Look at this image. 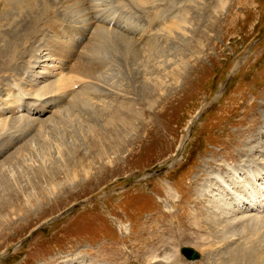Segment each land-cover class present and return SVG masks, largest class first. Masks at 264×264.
<instances>
[{
  "label": "rangeland",
  "instance_id": "1",
  "mask_svg": "<svg viewBox=\"0 0 264 264\" xmlns=\"http://www.w3.org/2000/svg\"><path fill=\"white\" fill-rule=\"evenodd\" d=\"M146 2L23 3L22 41L0 55L3 108L13 85L30 80L49 32L41 7L71 31H83L92 8L116 11L144 38L127 47L111 37L95 79L80 80L75 58L53 78L91 86L88 99L58 103V113L41 115L50 121L18 141L0 127V264H234L231 255L241 253L250 226L222 249L203 188L224 192L215 172L231 183L230 168L241 177L264 171V0ZM20 115L6 113L0 125ZM166 184L180 201L168 200ZM257 245L251 253L264 257V242ZM182 246L197 258L187 259Z\"/></svg>",
  "mask_w": 264,
  "mask_h": 264
},
{
  "label": "bare ground",
  "instance_id": "2",
  "mask_svg": "<svg viewBox=\"0 0 264 264\" xmlns=\"http://www.w3.org/2000/svg\"><path fill=\"white\" fill-rule=\"evenodd\" d=\"M35 1L37 0H0V37L8 35L6 41L2 38V40L4 39L5 41L7 50L3 49L5 47L3 45V48H0V55L3 56L4 53H6V55L7 53L10 54L13 47L17 46V42L19 40L22 41V36H20V34L24 28L21 29L20 27L22 26L19 27L20 22H16L23 14L24 7H27L26 4L23 5V3L27 2L31 4ZM146 1L148 2L149 0ZM135 2L142 4L143 0H135ZM2 4L3 8L1 7ZM47 6L39 9L41 17L40 23L43 19H47L44 21L49 32H46L44 36H42L43 39L39 40L40 54H36L38 57H36L37 60L32 66L33 75H30V80L24 84L25 86L13 85V91L7 93V99L5 97L1 100L5 108L0 105V118L6 115V113H18L20 115V110L24 109L26 111V114L13 118L10 123L5 119V122H3L4 124L2 123L0 125L3 131H9L7 134L8 136H15L17 141L29 132V128H31L33 124L38 122L39 125L37 126H41L45 122L50 121L51 116L44 119L41 115L51 110H53L52 115L56 114V112L58 113L60 108L58 107V109H54L58 103L74 98L75 100L80 98L82 101L85 93L90 94L91 86L82 83V81H87V79L90 78L95 79V69H102L106 64V61L104 60L105 56L103 57V51L108 47L107 45L110 42L111 37L114 39L116 38V40H119L127 47L132 43H136V41H143L144 38L142 29H138L133 24L123 20V18L120 19L115 17L114 15L117 13L116 11L115 13L113 12L114 15H112L108 13L109 10L106 12L104 8H102L104 10L99 9V6L96 7V9L92 8V11L88 13V17H85L86 15L84 16L87 20L82 27L83 31L80 30L81 27H78L80 29L77 31L65 30L62 25L64 21L61 23L60 19L58 20L56 17L52 18L48 10L50 7ZM120 12L123 13V9ZM4 22H8V26L10 27L2 32L3 29H1V27L4 26ZM74 28L77 29V27ZM27 29H30V24H27ZM84 39H87L88 41L82 46L81 43ZM143 43L145 45L143 48L146 52L147 49L148 51H154L152 50L154 49V46L149 42V39H145ZM86 44H88L87 47ZM74 58L75 60L77 59L78 64H80V67L76 69V73L80 75V80H82V84L78 89L69 87L73 86V84L76 85V82L80 83L78 82L80 80H75L70 77L69 79L63 75V77H66V80H64L67 84L60 83L63 79L56 82V78L60 74V71L63 70V68L65 69V66H67L66 63L71 59L73 61ZM60 77L61 76H59V78ZM53 78H55L56 81ZM50 79L53 81L51 80V82H48ZM54 81L56 83H54ZM84 99H88V95L87 98L85 97ZM77 102L79 103V101ZM84 102H82V104ZM68 105H72V102L70 103V101H68ZM68 105L65 107H68ZM23 149L25 148H22L21 150ZM212 171H214V168L204 170L206 174ZM229 173L232 175L231 183H229V181L224 182L216 172L210 174L216 181L215 186L220 184L223 186V193H217L216 191L218 189L213 190V183L210 185L207 184L208 186L206 185L203 188V191L204 189L206 191L205 194L210 198L211 224L214 229H217L216 234L218 233L220 235L219 237L222 236L224 243H226L222 248L224 250L232 248V245L237 243L236 241L242 239V234H240L239 231L241 229L240 227L243 225L246 227L250 226L248 228V231H250L247 233L248 237H244V241L242 240V244L244 245L241 246L243 247L241 253L238 255L235 253L236 256L231 255V262H234V264H255V262L264 263V257L251 253L253 250L250 251L252 244L260 245L264 242V171H261L258 168H256L255 172L246 170L245 177L242 176L244 178L240 176L239 170L235 168H230ZM257 174L259 175L257 176ZM256 178L261 179L262 182L255 184L257 183ZM254 184L256 186H254ZM162 192L165 193V196L170 202L174 203L180 201L178 197L179 193L172 185H164ZM126 228L127 226H124L125 230ZM237 236H239V238ZM208 246L210 247L211 245ZM254 251H256V249ZM189 260L193 261V259Z\"/></svg>",
  "mask_w": 264,
  "mask_h": 264
},
{
  "label": "water",
  "instance_id": "3",
  "mask_svg": "<svg viewBox=\"0 0 264 264\" xmlns=\"http://www.w3.org/2000/svg\"><path fill=\"white\" fill-rule=\"evenodd\" d=\"M180 252L187 258L189 259H196L197 258V253L191 249L190 247L182 246L180 248Z\"/></svg>",
  "mask_w": 264,
  "mask_h": 264
}]
</instances>
